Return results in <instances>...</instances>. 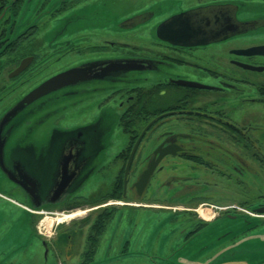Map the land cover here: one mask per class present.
Wrapping results in <instances>:
<instances>
[{
    "label": "flooded vegetation",
    "instance_id": "obj_1",
    "mask_svg": "<svg viewBox=\"0 0 264 264\" xmlns=\"http://www.w3.org/2000/svg\"><path fill=\"white\" fill-rule=\"evenodd\" d=\"M167 1L166 9L173 4L178 9L160 13L157 21L153 12L134 13L120 25L129 39L114 40L107 38V0H0V213L9 209L8 219L0 215V264H13L28 250L31 264H264V254L256 257L264 252V238L249 230L213 246L215 254L208 258L181 252L223 216L216 203L221 210L244 205L242 213L264 222L259 211L264 207V0ZM136 31L140 38L134 41L130 33ZM238 36L248 43L230 46ZM125 49L129 54L112 56ZM116 60H133L136 68L107 76V62ZM75 67L92 69L4 118L31 90ZM107 82L118 84L107 92ZM57 101L63 110L58 117H38L37 107L49 115ZM107 108L119 113L117 125L125 132L124 125L142 126L137 135L127 132L125 146L107 155V170L117 168L107 190L77 196L78 176L52 201L65 158L69 171L80 176L102 169L93 166L94 145L107 137ZM153 120L126 175L133 147ZM97 123L105 126L98 135V127L90 130ZM4 169L16 178L24 169L37 181L29 189L37 191ZM203 205L214 212L203 216ZM126 206L186 214L196 226L182 234L164 232L172 246L154 254L142 249L149 247L142 230L117 238L108 230L119 207ZM46 212L86 216L42 229L37 222ZM249 241L257 243L251 259L240 252L217 254Z\"/></svg>",
    "mask_w": 264,
    "mask_h": 264
},
{
    "label": "rangeland",
    "instance_id": "obj_2",
    "mask_svg": "<svg viewBox=\"0 0 264 264\" xmlns=\"http://www.w3.org/2000/svg\"><path fill=\"white\" fill-rule=\"evenodd\" d=\"M201 0H191V4H199ZM168 6H170V2L167 0H107V38L108 39H114V40H122L129 38H126L122 32L125 30L120 25L125 22V18L132 15V14H138L140 13L139 17L142 15H150L152 12L155 13V19L159 20L161 17L160 15L170 10L178 9V6L176 4H173L169 9H166ZM174 7V9H173ZM255 10H251L250 12H254ZM161 13V14H160ZM132 40L137 41L138 38V32H132L130 33ZM249 39H244L243 36H238L233 43L230 44V46H234L237 44H246L248 43ZM131 41V40H130ZM244 42V43H241ZM112 53H107V55ZM128 53V49L125 50H114L112 56H118V55H126ZM121 82V81H119ZM118 83H111L107 82V92L109 89L113 88ZM59 102L57 101L56 104H54L53 108L55 106L58 107L57 110H53L51 114L47 115L46 110H42L41 107H37L36 109L39 111L40 119H46V118H56L58 117L63 110L60 109L58 106ZM102 115V114H101ZM83 116V115H82ZM119 113L113 109V108H107V137L100 141V138H97L95 140L94 147L97 150V159L96 163L93 165L95 166V169L102 165L101 170L93 171L91 170L90 175L86 178V181L84 184L75 191L74 194L79 195H89L91 193L96 192L98 189L107 190V186H109L110 182L112 181L113 177L115 176L117 172V168L114 167V169L107 170V155L113 156L118 150L123 148L125 144L127 143L129 136L128 133L125 132L121 126L117 125V121H119ZM43 122V121H42ZM104 121H102L103 123ZM91 124V123H90ZM136 126V125H134ZM94 127H98V130H96V134H100L101 131L105 128V126L102 124L100 125L97 123L94 125L90 130H92ZM140 129L142 126H136ZM54 135H56V132H52ZM98 137V136H97ZM101 149V152H100ZM94 169V170H95ZM108 172V173H107ZM260 182H263V179H261ZM257 185H260L257 183ZM264 185V184H263ZM256 194L259 193V190H255ZM261 194H264V190L260 191ZM241 194H245V191L241 189ZM260 194V195H261ZM17 196V195H16ZM240 199H243L244 195L240 196ZM262 198V197H258ZM217 206L215 210L223 211L225 214L219 217L216 221L209 223L208 226H206L200 235L197 237H194L188 244L183 243L184 247L181 250L182 255L185 256H197L200 255H206V258L209 256L215 254V246H218L222 244L224 241H228L232 237L239 235L247 230L249 232H261L262 238H264V222L261 223L260 219L258 220V217L251 216L248 213H242L244 210H246V206L239 205L238 207H228L227 210H221L218 205H221L219 203H216ZM88 205L79 207L77 209H74L70 212L65 213H72L74 211H78L79 209L84 210L87 208ZM199 208H202L204 210L203 216L207 217L208 215L212 214L214 212V208L210 205H203L202 207L199 206ZM248 209L253 210V206H247ZM19 213L20 211L17 210ZM255 212V211H253ZM252 213V212H251ZM9 209L7 211L4 210L3 213H0L4 219H8ZM255 214V213H252ZM47 216L48 220L43 221L44 217ZM56 214H51L49 212H46L44 216L39 219L37 223L40 224V227L43 229L49 228L54 229V227L57 225V221H53L50 223L49 218H56ZM86 216V213L76 216L74 218L80 219L82 217ZM130 217H134L133 223H129ZM1 218V217H0ZM73 218V219H74ZM70 219H68L66 222H68ZM196 220H190L188 215L186 214H180V215H173L170 211L160 212L158 209H150V208H137V207H119L117 213L115 214V218L109 223L108 230H111V233L115 235L117 238L118 236H124L125 232L127 230H133V233H137L138 231L143 232L146 241L148 242L149 247L147 248L145 245L142 247L143 250H149L151 252L157 253H163L164 251H167V246H172L168 240H166L162 235L164 232L168 231H176L178 234H182V229H190L194 228L196 226ZM42 223V224H41ZM234 224V225H233ZM232 225V226H230ZM66 227L62 226L60 230H65ZM257 229H261L258 231ZM230 230V232H228ZM10 234H13L11 231ZM25 240L22 238L17 243L24 242ZM116 241V245H121V242L118 240ZM30 241H26L25 245L29 244ZM241 242H238L240 244ZM257 243L254 241L245 242L241 245H234L233 248L229 249H223L221 251H217V254H222L226 256H232L234 254L239 253V257L244 255H247V259H251L252 257H255L253 255L254 251H251L250 249L253 248ZM14 246V245H13ZM203 246L202 250H199V247ZM214 246V247H213ZM3 247V244H0V248ZM264 248V241H262L261 246ZM203 251L202 253H200ZM257 254V253H256ZM263 255L264 252H259L256 257L259 255ZM29 250L28 252H23L17 255L15 257V262L13 264H31L27 259H29ZM215 257V255L213 256ZM233 258V257H230ZM206 261V260H205Z\"/></svg>",
    "mask_w": 264,
    "mask_h": 264
},
{
    "label": "water",
    "instance_id": "obj_3",
    "mask_svg": "<svg viewBox=\"0 0 264 264\" xmlns=\"http://www.w3.org/2000/svg\"><path fill=\"white\" fill-rule=\"evenodd\" d=\"M133 60H116V61H108L107 62V76H109L110 74H112L113 72H115V70L117 69H121V70H129V69H135V65L133 63ZM245 66H249L247 64H245ZM92 68H70L64 72H61L57 75L52 76L51 78L47 79L46 81H44L43 83H41L39 86H37L36 88H34L33 90H31L29 93H27L21 100H19L15 106L13 108H11L5 115L4 118H9V117H13L15 116L19 111H21L27 104L33 102L35 99L40 98L41 96L57 90L58 88L68 85V84H72L74 82H76L77 80H80L83 77L82 72L85 70H91ZM165 114H169V113H165ZM165 114L160 115V117L164 116ZM155 120L151 121L141 132L140 137L138 139V141L136 142L135 146L133 147V150L131 152V157L129 159V162L127 164V168H126V175L128 173L129 170V166H130V161L133 157V154L138 146V143L141 139V137L146 133V131L149 129V127L154 123ZM3 158V155L1 154V157ZM68 159L65 158V162L63 164L64 166V171L62 173V178L61 180L57 181L55 186L53 187V198L52 201H56L58 198H60L62 195H64L70 188L71 186H73V182H75L79 176V180L75 183V185H78V189L84 184V182L86 181V178L90 175V173H84L82 176H80V172L77 171L76 169L74 171H69L68 168V164H67ZM6 171V173L8 174V176L13 179L15 182L20 183L21 185H23L25 188H27L29 191L31 192H36L37 188L35 187V189H29L28 184L31 183L33 184V186L36 185V179L29 174L28 172H26L24 169L20 170V175L21 177L16 178L15 175L13 173H11L9 170L4 169ZM149 169V171H147V173H145L143 175V177H145L146 181L149 178L152 170ZM145 181V182H146ZM77 190V189H76ZM260 212H264V207L259 208Z\"/></svg>",
    "mask_w": 264,
    "mask_h": 264
},
{
    "label": "bare ground",
    "instance_id": "obj_4",
    "mask_svg": "<svg viewBox=\"0 0 264 264\" xmlns=\"http://www.w3.org/2000/svg\"><path fill=\"white\" fill-rule=\"evenodd\" d=\"M199 211L202 213L203 212V209L200 208ZM77 214H79V212H76V213H73V214H69V215H66V214L58 215V216H56V218H49V219H51L49 221H50V223H52L53 221H59V222H61V221H64L65 219H67V218H71L73 216H76Z\"/></svg>",
    "mask_w": 264,
    "mask_h": 264
},
{
    "label": "trees",
    "instance_id": "obj_5",
    "mask_svg": "<svg viewBox=\"0 0 264 264\" xmlns=\"http://www.w3.org/2000/svg\"><path fill=\"white\" fill-rule=\"evenodd\" d=\"M124 129L126 130V132L134 133L135 135H137V133H139L140 131V128L134 125H124Z\"/></svg>",
    "mask_w": 264,
    "mask_h": 264
}]
</instances>
